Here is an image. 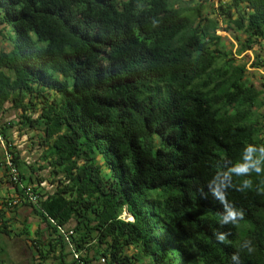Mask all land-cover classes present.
<instances>
[{
    "label": "trees",
    "instance_id": "1",
    "mask_svg": "<svg viewBox=\"0 0 264 264\" xmlns=\"http://www.w3.org/2000/svg\"><path fill=\"white\" fill-rule=\"evenodd\" d=\"M196 1L0 0V109L21 112L0 135L40 197L16 186L44 225L39 264H264V91L217 35L264 41V0L215 19ZM16 125L42 132L53 193L25 174Z\"/></svg>",
    "mask_w": 264,
    "mask_h": 264
},
{
    "label": "rangeland",
    "instance_id": "2",
    "mask_svg": "<svg viewBox=\"0 0 264 264\" xmlns=\"http://www.w3.org/2000/svg\"><path fill=\"white\" fill-rule=\"evenodd\" d=\"M189 1V0H186ZM223 1V4H228L230 0H209L208 3H205L203 15L209 18H217L218 7ZM202 4L200 0L192 4L191 7L198 6ZM221 28L226 24L223 23V20L220 18ZM218 36H221L223 39L220 41L219 46L225 51L230 53L231 57H234L237 65H244L248 69V78L250 79L251 84H253L259 90L264 91V71L260 69L253 68L254 63L259 60H264V41L258 42L252 46L250 50H243L241 48L240 42L245 39L243 33L237 31L236 27L232 25L229 33L221 29L218 33ZM239 40V41H238ZM10 46L6 42L0 39V53L2 51H9ZM21 112L11 108V104H6L2 109H0V126L9 125L18 121L20 118ZM38 114H35L36 118ZM9 134L13 140V151L19 154V161L26 164L28 169L26 170V175L33 176L34 182L44 184V189L49 193H53L57 187L58 178H53L52 168L47 166V162L43 161L44 153L47 151V146L43 143L42 137L43 134L41 131L21 129L19 126H13L9 130ZM3 137L0 135V158L2 162H5L3 168L7 169V156L9 151L4 148L5 145H2ZM12 160V157H11ZM42 165L46 166L39 170V167ZM3 169V171H5ZM39 170L36 171L35 170ZM9 177V175H8ZM10 181V179H9ZM11 184H13L10 181ZM14 185V184H13ZM3 207L4 206H1ZM13 208V207H12ZM29 209H25V212L21 216L20 220L12 223L11 236L0 233V264H39L40 259L34 243L31 242L33 239H37L34 234L33 237L26 236H17V233H20L28 218L34 223L33 216H31ZM32 217V218H31ZM27 219L24 221V219ZM122 219L132 221L131 216L125 211L122 215ZM41 224V223H40ZM14 226V227H13ZM75 226V223L72 222L67 228L71 229ZM36 227V226H35ZM40 229V228H39ZM37 231V230H35ZM96 264H105L102 261V258L96 262ZM147 264V261L144 263Z\"/></svg>",
    "mask_w": 264,
    "mask_h": 264
},
{
    "label": "crops",
    "instance_id": "3",
    "mask_svg": "<svg viewBox=\"0 0 264 264\" xmlns=\"http://www.w3.org/2000/svg\"><path fill=\"white\" fill-rule=\"evenodd\" d=\"M0 152H2L1 149H0ZM4 166H5V162L3 163L1 158H0V203H3L4 201H13L15 199L20 198V194L17 190V187L10 183L9 177H8L9 173L7 172V169L3 168ZM3 169H5V171H3ZM22 183H24V182H22ZM25 184L26 183H24V185ZM40 185H41L42 189L45 190L44 184H40ZM18 187L21 189L20 186H18ZM45 191L48 192L47 190H45ZM0 209H1V207H0ZM3 209L5 210V214H4V218L2 220H0V224L2 223L3 220L8 221V226H9L10 230H12L11 224L20 220L21 216L25 212V209H29V212H31V214L34 215V216L31 215V216H33V218H37V219H33L35 221L34 223L31 221L30 218H28V222L26 221L25 226L28 224L31 226L32 235L29 236V238L33 237L34 234L39 230V228L40 229L44 228V225L42 224L41 219L33 213L32 208L24 205L23 203L21 205L14 206L13 208L4 207ZM25 220H27V219L25 218L24 221ZM25 226H24V228H25ZM35 230H37V231H35ZM10 236H11V234H10ZM21 236H26V235H21ZM26 237H28V236H26Z\"/></svg>",
    "mask_w": 264,
    "mask_h": 264
},
{
    "label": "built area",
    "instance_id": "4",
    "mask_svg": "<svg viewBox=\"0 0 264 264\" xmlns=\"http://www.w3.org/2000/svg\"><path fill=\"white\" fill-rule=\"evenodd\" d=\"M2 145H5L2 141H1ZM11 155L8 154L7 156V168L9 169V179L10 181L15 185V186H20L21 189H24V198L26 201H29L30 203L36 204L39 200V195L37 193L34 192L33 187L32 186H28L25 187L24 184L22 183L20 176H19V172L16 168V166L14 165V163L11 160ZM23 203V200L18 198L15 199L13 201H4L3 203H0L1 206H4L6 208H12L14 206L17 205H21ZM60 232L65 235L66 237H68L69 235L72 234V231H69V233H66V230L60 229ZM75 258H78L77 255H75ZM102 261L105 263V259H102Z\"/></svg>",
    "mask_w": 264,
    "mask_h": 264
},
{
    "label": "clouds",
    "instance_id": "5",
    "mask_svg": "<svg viewBox=\"0 0 264 264\" xmlns=\"http://www.w3.org/2000/svg\"><path fill=\"white\" fill-rule=\"evenodd\" d=\"M229 215L234 217L236 214H235V213H230ZM218 239H219L221 242H223L224 239H225V237H224V235H220V236L218 237ZM233 259L236 260L237 257L234 256Z\"/></svg>",
    "mask_w": 264,
    "mask_h": 264
},
{
    "label": "bare ground",
    "instance_id": "6",
    "mask_svg": "<svg viewBox=\"0 0 264 264\" xmlns=\"http://www.w3.org/2000/svg\"><path fill=\"white\" fill-rule=\"evenodd\" d=\"M3 143H4V141H3ZM5 144V143H4ZM4 148L6 149V145L4 146Z\"/></svg>",
    "mask_w": 264,
    "mask_h": 264
}]
</instances>
